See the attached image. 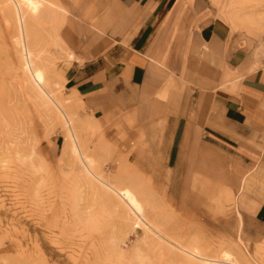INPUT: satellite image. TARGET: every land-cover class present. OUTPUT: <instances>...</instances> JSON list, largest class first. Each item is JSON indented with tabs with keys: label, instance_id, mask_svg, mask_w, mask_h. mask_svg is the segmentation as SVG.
<instances>
[{
	"label": "rangeland",
	"instance_id": "rangeland-1",
	"mask_svg": "<svg viewBox=\"0 0 264 264\" xmlns=\"http://www.w3.org/2000/svg\"><path fill=\"white\" fill-rule=\"evenodd\" d=\"M29 1L0 0V264H264V235L241 228L234 200H264V175L232 187L221 166L156 185L133 161L143 138L116 122L104 133L64 94L55 35L70 51L78 0H42L36 16ZM211 2L264 55V0Z\"/></svg>",
	"mask_w": 264,
	"mask_h": 264
},
{
	"label": "crops",
	"instance_id": "crops-1",
	"mask_svg": "<svg viewBox=\"0 0 264 264\" xmlns=\"http://www.w3.org/2000/svg\"><path fill=\"white\" fill-rule=\"evenodd\" d=\"M211 1L78 0L70 51L55 35L64 94L104 133L116 122L143 138L133 161L156 185L221 166L232 187L264 175V55ZM234 200L241 228L264 235V200L242 189Z\"/></svg>",
	"mask_w": 264,
	"mask_h": 264
},
{
	"label": "bare ground",
	"instance_id": "bare-ground-1",
	"mask_svg": "<svg viewBox=\"0 0 264 264\" xmlns=\"http://www.w3.org/2000/svg\"><path fill=\"white\" fill-rule=\"evenodd\" d=\"M212 1H214V0H212ZM27 8H28V11L31 13V14H33V15H35V14H39V11L41 10V8H42V6H44V5H42V1L41 0H30L28 3H27ZM36 16V15H35ZM23 19V18H22ZM25 27H26V29H27V32L28 33H30L31 32V24L29 23V19L26 17L25 18ZM54 32V31H53ZM58 34V33H57ZM58 37V36H57ZM58 41V40H57ZM60 45V44H59ZM34 47V46H33ZM31 49H32V47H30ZM33 61V60H32ZM35 64V63H34ZM40 64V63H39ZM40 67V66H39ZM41 68V67H40ZM34 69V72L36 71L35 69H37V68H33ZM52 71V70H51ZM37 72V71H36ZM38 72H40V71H38ZM42 72V71H41ZM44 73H45V71H44ZM40 74V79H41V81L43 82L44 80H45V78L43 79V76L45 77V75H43V73H39ZM43 75V76H42ZM35 76V75H34ZM38 77V76H37ZM36 77V78H37ZM39 81H40V79L39 78H37ZM41 84V83H40ZM61 104V103H60ZM68 112V111H67ZM80 149V148H79ZM80 152V151H79ZM77 150H76V154H78L79 153ZM88 158V157H87ZM88 164L90 165V167H92L93 166V164H94V161L92 160V159H88Z\"/></svg>",
	"mask_w": 264,
	"mask_h": 264
}]
</instances>
